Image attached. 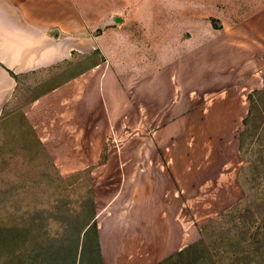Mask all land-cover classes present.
I'll return each instance as SVG.
<instances>
[{
  "label": "crops",
  "instance_id": "crops-1",
  "mask_svg": "<svg viewBox=\"0 0 264 264\" xmlns=\"http://www.w3.org/2000/svg\"><path fill=\"white\" fill-rule=\"evenodd\" d=\"M234 69L264 79V0H0V123L21 79L42 87L23 119L62 175L91 169L105 264L161 260L199 238L180 180L208 148L189 142L187 121L196 84Z\"/></svg>",
  "mask_w": 264,
  "mask_h": 264
},
{
  "label": "rangeland",
  "instance_id": "rangeland-1",
  "mask_svg": "<svg viewBox=\"0 0 264 264\" xmlns=\"http://www.w3.org/2000/svg\"><path fill=\"white\" fill-rule=\"evenodd\" d=\"M248 74L246 70L240 69L222 70L215 79L216 84L207 86L196 84L195 86L196 108L187 121L189 142L194 145L202 140L206 142L208 150L206 149L205 155H207L208 163L202 169L194 166L195 176L180 180V185L186 189L181 199L193 204L184 207L183 213L194 214L199 219L200 226L220 213L228 211L237 203L240 204L241 214H245L247 207L251 205L255 217L264 223V103L262 104L259 99V112L254 120L256 124L253 129L254 135L246 136V144L241 150V133L245 128L243 119L246 117L250 98L249 94L247 99L243 98L240 92L242 86H245L247 91L249 89V93L263 89L264 79L257 81L249 78L247 80ZM36 88L33 84L27 83V80L21 79L17 99L11 106L14 108L11 109L13 114L10 113L0 123V193L17 195L21 191L28 190L20 186L25 182L47 181L58 177L51 159L38 143L37 137L27 126L22 115L23 103L41 90ZM218 93L222 94L217 96ZM203 96L207 99L203 100ZM202 111L207 113L208 127L205 138L200 132L204 120L201 117ZM138 139L135 137V140ZM249 139L252 143L248 141ZM112 140L113 138L110 137L107 142L116 141ZM195 152L197 159H201L199 157L204 155L203 151ZM78 176L85 179L90 176L92 178V174L89 176L86 172ZM94 184L93 182V186ZM33 191L38 190L35 188L29 190V192ZM108 192L110 194L111 191ZM239 226L238 232L243 235L246 228L243 219L239 222ZM256 230L257 224L252 226L251 231ZM238 232L234 231L237 235ZM246 245L243 242L242 246L246 248ZM223 246L229 249L226 243ZM245 254L242 252L240 256L244 257ZM261 259L262 257L258 258V260ZM158 260L159 258L155 257L145 264H156L161 261Z\"/></svg>",
  "mask_w": 264,
  "mask_h": 264
},
{
  "label": "trees",
  "instance_id": "trees-1",
  "mask_svg": "<svg viewBox=\"0 0 264 264\" xmlns=\"http://www.w3.org/2000/svg\"><path fill=\"white\" fill-rule=\"evenodd\" d=\"M99 54L96 51L81 61L85 66ZM37 88L42 90L41 86ZM249 98L250 105L243 119L241 150L246 144V136L253 134L259 99L264 103V88L253 91ZM37 141L45 150L38 137ZM248 141L252 143L250 139ZM45 153L49 156L46 150ZM51 163L58 172V177L53 180L25 182L20 186L28 190L17 195L0 193V264H105L91 169L64 177L52 160ZM82 172L90 178L79 177ZM33 188L38 191L29 192ZM240 211L237 203L207 221L200 227L198 240L156 264H264V223L255 217L251 205L245 214ZM242 219L246 228L240 235ZM256 224L257 230L252 232V226ZM243 242L247 244L246 248L242 246ZM225 243L229 249L223 246ZM242 252L246 253L244 257L240 256ZM259 257L262 259L258 260Z\"/></svg>",
  "mask_w": 264,
  "mask_h": 264
}]
</instances>
